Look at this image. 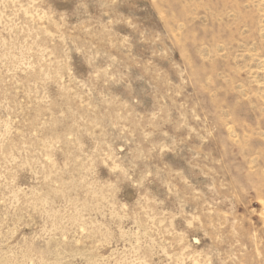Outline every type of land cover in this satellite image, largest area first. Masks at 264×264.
Returning <instances> with one entry per match:
<instances>
[{
  "label": "rangeland",
  "instance_id": "374dc122",
  "mask_svg": "<svg viewBox=\"0 0 264 264\" xmlns=\"http://www.w3.org/2000/svg\"><path fill=\"white\" fill-rule=\"evenodd\" d=\"M0 264H264V0H0Z\"/></svg>",
  "mask_w": 264,
  "mask_h": 264
}]
</instances>
